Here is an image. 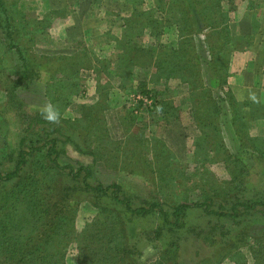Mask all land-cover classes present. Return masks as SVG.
<instances>
[{
  "label": "rangeland",
  "instance_id": "1",
  "mask_svg": "<svg viewBox=\"0 0 264 264\" xmlns=\"http://www.w3.org/2000/svg\"><path fill=\"white\" fill-rule=\"evenodd\" d=\"M15 1L0 0V24L11 15L9 6ZM175 3L17 0L12 17L26 29L23 38L16 36L7 49L0 27V60L8 62L0 64V170L13 169L19 150L43 144L45 129L58 138L61 165L91 166L92 183H118L120 195L138 206L157 202L166 208L208 196L224 207L238 198L264 200V85L260 91L248 83L227 84L234 74L230 66L251 64L244 52L257 51L251 46L232 52L223 48L221 58H212L214 41L207 38L211 30L201 28L197 17L200 32L186 48L197 59L198 79L180 67L171 69V57L182 60L175 49L185 39ZM260 4L264 0L220 3L231 37L254 34L260 40L255 39L264 20ZM261 38L264 43V34ZM17 47L30 62L24 77ZM220 60L228 64L218 75L214 68ZM15 80L19 84L13 86ZM45 159L33 156L17 177L0 181V205L26 185L40 189L42 178L52 183L57 172L47 168ZM71 181V187L83 191L82 183ZM255 189L260 195L251 193ZM52 199L44 216L51 215ZM107 201L88 193L72 204L60 206L57 201L54 223L64 215L73 225L66 232L83 234L89 242L83 251L72 242L63 254L64 264H159L166 247L175 254L163 264H264L263 209L240 210L236 219L190 209L178 230L164 224L157 212L130 217L120 206L121 214L134 218L136 229L135 237L124 238L107 213ZM54 223L40 226L39 232L49 231ZM232 233L227 246L220 241ZM213 236L217 241L211 243Z\"/></svg>",
  "mask_w": 264,
  "mask_h": 264
},
{
  "label": "trees",
  "instance_id": "2",
  "mask_svg": "<svg viewBox=\"0 0 264 264\" xmlns=\"http://www.w3.org/2000/svg\"><path fill=\"white\" fill-rule=\"evenodd\" d=\"M16 1L13 2L15 5L9 6V12L11 15H6L4 24H0V27L4 32V39L7 42V49L14 46L13 41H15L16 36L19 35L23 38V31L26 30L22 26L19 28V25L14 22L12 17L13 13L17 11ZM222 1L223 0H176V3L174 4V12L178 20L181 22L178 23L181 26V31L183 32L185 39L182 40L181 46L179 45L175 49L176 57L181 56L182 60H179L178 62L171 57V60L169 61V67L171 69L180 67L182 72H186L187 74L190 73L198 79L199 71L197 70V59L194 58V55L189 51V48H186L187 43H192L193 41L192 35L200 32V29L197 28V17L200 19V24L202 25L201 28L211 30V33L207 34V38H212L214 41L211 44L213 47L209 50L214 59L215 57L221 58V56H223L219 53L223 48H226L228 52H232L233 50H236L238 46H241L240 49L246 50L253 44L254 34H239L235 38L229 35L225 23L227 11L220 7ZM52 14L58 15L59 11H55ZM109 14L110 12H108L107 15ZM177 18L175 19L177 20ZM213 34H215V39ZM26 40L29 41L30 39L26 38ZM17 50L19 52L18 56L22 62L21 67L23 69L21 73L24 72L22 77H24L26 75L25 72L28 71L30 62H28L24 54L22 56V49L20 47H17ZM177 51L183 53V55L181 53H178L177 55ZM158 58L159 57H155L153 59L156 61ZM150 59L153 60L152 58ZM135 60H138V58L136 57ZM130 62L133 63L131 58ZM223 62V60H220L218 63L219 66L216 68L213 67L215 73L218 72V75L220 68L225 67L227 69L226 66L228 63L224 64ZM134 63H137V61ZM158 63L160 64L159 60ZM0 64L8 65V62H6L5 59H1ZM11 70L13 69L11 68ZM227 74V71L222 73V76L224 77L222 83H226ZM17 84H19V82L15 80L13 86H16ZM212 85L215 86V82H213ZM197 86H199V84H197ZM208 101L212 103L211 100ZM192 104L194 106V103ZM228 104L230 107V101ZM196 106L198 108V105ZM44 130L45 129L42 131V139L46 140L43 144L39 146L29 145L26 147L27 149L19 150L18 158L13 169L8 172H2L0 170V181L2 183L11 181L18 176L19 171L29 158L33 156H41L46 158L47 168H53L54 172H57L50 185H47L48 181L42 178L43 184H41L42 186H40V189H34L31 188V185H26L20 189V192H13L8 198H6V200H10V202L6 201L4 204L0 205V264H64L63 254L72 242L77 243V246L81 251L85 250L84 247L89 244V242H84L85 236L83 234L70 236V232L66 231L68 229L70 230L73 225H68V219L63 215L57 223H54V217L59 212L57 211V201H59L60 206L62 202H64V204H72L80 197L85 194L87 195V193L96 197H105V199L109 200L107 201L108 205L104 206L107 207V213L110 215V218L115 220V229L121 232L124 238L135 237L136 229L132 224L134 218L128 219L124 214H121L117 209V207L120 206L123 207V211H127L130 214V217L157 212L160 214L164 224L169 225L171 229L175 227L178 230L179 227L184 224L186 217L185 213L190 209H201L203 215H213L217 218L225 217L231 219L239 217L241 215L240 210L252 212L260 208L264 211V200L253 196L248 197V200L238 198L228 207L215 205L212 200L213 198L209 196L204 197L201 201L180 203L172 207L166 205V208L157 202H150V204H147V207H145V205H135L132 198L120 195L121 187L118 183H111L107 186H104L99 182L92 183L94 180V173L91 166L89 167L88 165L83 164H79L77 167L61 165L59 163L60 154L63 150L59 148L61 146L58 147V138L51 136L49 133H45ZM47 130L48 132H52V126H48ZM29 172V170L25 172V176H29ZM70 181L73 182V185L75 183H82L84 188L82 189L83 191L71 187ZM247 183L248 181H246V184ZM36 184L37 183L34 182L32 185ZM45 191L47 192L45 193ZM38 192L40 195H37L36 197V193ZM251 193L254 195H260V192H257L256 189L252 190ZM52 197V200H55V202L52 205L51 215L44 216L46 209H48L47 202ZM98 207H100V205ZM53 223L55 226L54 228L42 233L39 232L42 226H51ZM244 230H246L245 227H243L241 231L245 232ZM233 237L234 234L232 233L231 235H228L225 240L220 241L227 246L229 244L228 242L231 241ZM209 241L212 243L217 241V239L213 236ZM173 254H175V251L166 247L163 251L162 262H160L159 259L158 263L163 264V261L169 259V256H172ZM82 264L86 263L83 262Z\"/></svg>",
  "mask_w": 264,
  "mask_h": 264
},
{
  "label": "crops",
  "instance_id": "3",
  "mask_svg": "<svg viewBox=\"0 0 264 264\" xmlns=\"http://www.w3.org/2000/svg\"><path fill=\"white\" fill-rule=\"evenodd\" d=\"M258 12H260V16L264 15L263 4H260V9L258 10ZM243 15H245V13ZM242 21L243 19L240 18V22ZM263 34H264V20L260 23V28L255 36V39H260V40H254V43L251 45L252 50H255L257 52L256 53L254 52L252 53L249 51L244 52V53H249L248 61L249 60L250 62L252 61L251 64L242 63L244 65L240 69H237V67L241 65V63H239L238 61L235 67L231 68L230 66V70L234 74L228 77L227 84L231 85V84H238V82H241V84L245 85L246 83H248L249 85H245V86H249L250 89H254V90L259 89L260 91H262L264 85V43H261V39H262L261 36ZM259 42L261 44H259ZM248 61L247 63H250ZM256 61L259 62L258 66L255 65ZM262 95L264 94L262 93Z\"/></svg>",
  "mask_w": 264,
  "mask_h": 264
},
{
  "label": "clouds",
  "instance_id": "4",
  "mask_svg": "<svg viewBox=\"0 0 264 264\" xmlns=\"http://www.w3.org/2000/svg\"><path fill=\"white\" fill-rule=\"evenodd\" d=\"M49 118L50 119H54L55 117H54V115L53 114H51V110H50V115H49Z\"/></svg>",
  "mask_w": 264,
  "mask_h": 264
}]
</instances>
